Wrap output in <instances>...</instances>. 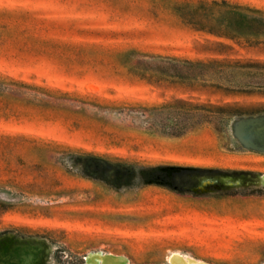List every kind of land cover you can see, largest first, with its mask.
I'll list each match as a JSON object with an SVG mask.
<instances>
[{
  "label": "rangeland",
  "instance_id": "374dc122",
  "mask_svg": "<svg viewBox=\"0 0 264 264\" xmlns=\"http://www.w3.org/2000/svg\"><path fill=\"white\" fill-rule=\"evenodd\" d=\"M180 1L0 0V75L75 94L0 109V264H264V91L208 87L264 80L179 86L194 73L154 58L264 61V48L183 26ZM174 99L241 115H188L172 136L174 115L151 108Z\"/></svg>",
  "mask_w": 264,
  "mask_h": 264
},
{
  "label": "trees",
  "instance_id": "16d2710c",
  "mask_svg": "<svg viewBox=\"0 0 264 264\" xmlns=\"http://www.w3.org/2000/svg\"><path fill=\"white\" fill-rule=\"evenodd\" d=\"M172 10L180 20L183 26L189 27L195 32L211 35L217 39L230 41L239 46L247 48H264V9L256 8L248 4L237 2H230L228 0H182L173 5ZM125 54L134 55L139 58L147 57L135 50H129ZM159 62H170L176 69H182L194 76L190 79L187 77L175 76L177 80H168L171 84L179 86H200L197 83L198 74H212L219 77V80L225 81L229 75L239 76L246 75L250 79L264 80V61L261 60H247L231 58H215L211 60H188L178 58H161L154 57ZM130 75H134L142 80H151L153 82H160L166 80L156 76L146 77L144 72L129 71ZM223 77V79H222ZM217 90L235 94H253L254 91H264V86L257 85L249 88V91L243 90L239 86L213 84L208 85ZM31 91L32 101L27 102L24 95L27 91ZM264 94V92H262ZM73 93H69L57 88H52L35 83H29L24 80L15 79L9 76L0 75V109L2 111H14L12 103L17 101L19 105L32 107L54 109V104L42 103L37 100L38 96H44L49 99H67L70 100ZM229 105L214 106L211 104L198 105L192 104L188 100L174 99L170 103H165L159 106L152 107V111L162 110L168 111L167 115H174L173 119H167L166 125L167 134L172 136L182 135L187 127L185 122L186 116L190 115L203 116L218 115L222 117H233L241 115L239 112L229 111Z\"/></svg>",
  "mask_w": 264,
  "mask_h": 264
},
{
  "label": "bare ground",
  "instance_id": "6f19581e",
  "mask_svg": "<svg viewBox=\"0 0 264 264\" xmlns=\"http://www.w3.org/2000/svg\"><path fill=\"white\" fill-rule=\"evenodd\" d=\"M262 180L264 184V175L262 176ZM96 256H97L96 258L97 260L105 259L108 264H119V258L113 255L98 253ZM171 261L173 264H190V263L201 264V262H198V261H195L189 258H185L179 255H172Z\"/></svg>",
  "mask_w": 264,
  "mask_h": 264
},
{
  "label": "water",
  "instance_id": "95a60500",
  "mask_svg": "<svg viewBox=\"0 0 264 264\" xmlns=\"http://www.w3.org/2000/svg\"><path fill=\"white\" fill-rule=\"evenodd\" d=\"M260 181H261L260 183H261L262 185H264V184H263V180H262V177L260 178Z\"/></svg>",
  "mask_w": 264,
  "mask_h": 264
}]
</instances>
